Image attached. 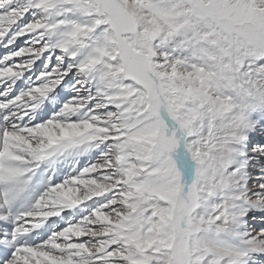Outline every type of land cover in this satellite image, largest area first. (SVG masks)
<instances>
[{
  "label": "snow or ice",
  "instance_id": "snow-or-ice-1",
  "mask_svg": "<svg viewBox=\"0 0 264 264\" xmlns=\"http://www.w3.org/2000/svg\"><path fill=\"white\" fill-rule=\"evenodd\" d=\"M0 264H264V0H0Z\"/></svg>",
  "mask_w": 264,
  "mask_h": 264
}]
</instances>
